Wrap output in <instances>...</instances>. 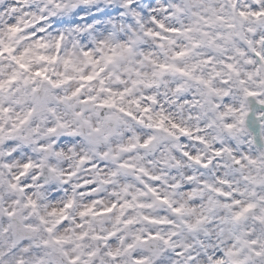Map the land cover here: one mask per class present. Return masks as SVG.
<instances>
[{
    "label": "clouds",
    "instance_id": "obj_1",
    "mask_svg": "<svg viewBox=\"0 0 264 264\" xmlns=\"http://www.w3.org/2000/svg\"><path fill=\"white\" fill-rule=\"evenodd\" d=\"M0 264H264V0H0Z\"/></svg>",
    "mask_w": 264,
    "mask_h": 264
}]
</instances>
